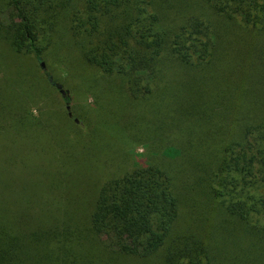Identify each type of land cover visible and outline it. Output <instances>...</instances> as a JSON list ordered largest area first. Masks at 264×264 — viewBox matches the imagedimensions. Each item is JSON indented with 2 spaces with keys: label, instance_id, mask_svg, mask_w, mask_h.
<instances>
[{
  "label": "trees",
  "instance_id": "1",
  "mask_svg": "<svg viewBox=\"0 0 264 264\" xmlns=\"http://www.w3.org/2000/svg\"><path fill=\"white\" fill-rule=\"evenodd\" d=\"M0 40L80 57L102 95L125 93L133 122V105H154L140 112L150 127H129L143 161L104 182L82 219L45 200L39 174L20 195L18 173L0 170V264H214L229 247L251 250L234 264H264V0H0ZM24 103L9 110L0 94V160L44 146L47 111ZM182 175L229 230L184 223Z\"/></svg>",
  "mask_w": 264,
  "mask_h": 264
},
{
  "label": "rangeland",
  "instance_id": "2",
  "mask_svg": "<svg viewBox=\"0 0 264 264\" xmlns=\"http://www.w3.org/2000/svg\"><path fill=\"white\" fill-rule=\"evenodd\" d=\"M61 59L67 64L51 54L42 57L16 54L5 41L0 40V94L10 102L8 109L13 111V107L27 102L29 106L35 105L31 110L35 116L41 112L44 115L47 111L40 126L45 136L44 146L40 148L24 143L28 149L17 153L14 159H1L0 170L18 173L12 181L20 195L34 194L31 180L34 183L35 174H39L41 182L46 184L45 200L50 203L59 199L66 214L82 219L104 182L131 169L133 162L143 161L144 146L138 145L135 149L131 145L141 133L132 134L129 127L139 121L150 127L151 118L142 119L140 112L150 116L154 105H133L137 109L133 110L136 114L133 122L130 118L132 110L122 90H107L108 93L102 95L105 85L98 80L99 75L93 67L81 61L80 57ZM40 62H44L43 68ZM48 75L60 84L64 94L49 84ZM167 91L175 90H163ZM64 97L69 98L68 103ZM36 160L41 162L34 163ZM55 173L60 177H53ZM187 176L180 177L187 189H183L184 199L188 202L184 223H197L193 228L203 233L229 230L232 225L222 221L227 218L225 215H216L211 206H208V211L203 210L205 204L199 206L200 201L193 195L195 190L192 188L196 176L189 180ZM248 250L247 253H238L229 247L226 253L216 251L214 264L228 258H231L230 264L235 260H252L250 248Z\"/></svg>",
  "mask_w": 264,
  "mask_h": 264
},
{
  "label": "water",
  "instance_id": "3",
  "mask_svg": "<svg viewBox=\"0 0 264 264\" xmlns=\"http://www.w3.org/2000/svg\"><path fill=\"white\" fill-rule=\"evenodd\" d=\"M40 65H41V67L43 68V67H44V62H40ZM48 78H49L50 81H52L51 75H48ZM53 84L55 85V87H57V88L59 89V91H60L62 94L65 93V92L62 90L60 84L55 83V82H53ZM68 107H69V106H67V108H68Z\"/></svg>",
  "mask_w": 264,
  "mask_h": 264
}]
</instances>
